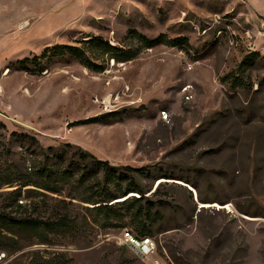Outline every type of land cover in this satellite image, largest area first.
Masks as SVG:
<instances>
[{
  "label": "rangeland",
  "instance_id": "obj_1",
  "mask_svg": "<svg viewBox=\"0 0 264 264\" xmlns=\"http://www.w3.org/2000/svg\"><path fill=\"white\" fill-rule=\"evenodd\" d=\"M131 30L190 46L99 60L100 71L70 55L25 63L98 36L136 49ZM251 52L264 56V0H0V184L40 163L77 162L79 146L115 166L146 167V196L164 202L152 227L158 255L141 260L120 244L124 228L98 227L67 197L82 196L76 184L60 194L0 185V212L76 220L48 243L24 234L0 250V264H264V57L246 86L222 81Z\"/></svg>",
  "mask_w": 264,
  "mask_h": 264
},
{
  "label": "trees",
  "instance_id": "obj_2",
  "mask_svg": "<svg viewBox=\"0 0 264 264\" xmlns=\"http://www.w3.org/2000/svg\"><path fill=\"white\" fill-rule=\"evenodd\" d=\"M127 37L138 43L136 49H124L98 36L82 47L56 46L41 56H36L32 62L27 60L25 63L37 65L41 59H46L45 57L51 59L54 56L70 55L88 69L100 71L102 64H99V60L126 63L135 59L143 49H151L159 44L172 47L190 46L186 38L169 39L166 35H160L158 38L149 39L136 30L129 31ZM263 57L259 52L247 54L237 68L222 81H229L233 89L246 86L245 74L247 70L253 62ZM66 146L74 147L70 143H67ZM77 147L80 150V160L77 162L71 161L68 166L61 168L48 162L40 163L29 176L17 177L14 174L0 185H13L21 181L23 187L32 185L51 193L60 194L66 185L76 184L78 189H82V196L70 192L67 197L87 205L92 223L105 230L124 228L137 236L152 237L153 225L164 219L161 212L164 202L146 196L150 191L142 186L139 178L141 175L147 174V168L115 166L109 161L98 159L95 155ZM59 184L62 185L56 186ZM157 192H159L158 188L153 194ZM12 193L16 200L22 196L21 190H15ZM75 224V218L69 214H60L54 219L44 221L31 215L15 216L11 213L0 212V250L16 244L18 238L24 234L30 235L29 237L32 239H37L39 243H48L51 234H66L75 227ZM67 263V258L42 260V264Z\"/></svg>",
  "mask_w": 264,
  "mask_h": 264
},
{
  "label": "built area",
  "instance_id": "obj_3",
  "mask_svg": "<svg viewBox=\"0 0 264 264\" xmlns=\"http://www.w3.org/2000/svg\"><path fill=\"white\" fill-rule=\"evenodd\" d=\"M120 244L130 248L141 260L150 259L154 255H158L159 251L158 243L153 237L137 236L128 229L122 230ZM153 264H167V261L159 257L153 260Z\"/></svg>",
  "mask_w": 264,
  "mask_h": 264
},
{
  "label": "bare ground",
  "instance_id": "obj_4",
  "mask_svg": "<svg viewBox=\"0 0 264 264\" xmlns=\"http://www.w3.org/2000/svg\"><path fill=\"white\" fill-rule=\"evenodd\" d=\"M163 118L164 119L168 118V115L166 113H163Z\"/></svg>",
  "mask_w": 264,
  "mask_h": 264
}]
</instances>
